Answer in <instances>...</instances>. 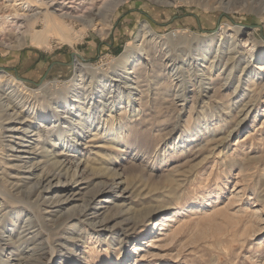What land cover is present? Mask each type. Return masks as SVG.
Here are the masks:
<instances>
[{
    "label": "rangeland",
    "instance_id": "374dc122",
    "mask_svg": "<svg viewBox=\"0 0 264 264\" xmlns=\"http://www.w3.org/2000/svg\"><path fill=\"white\" fill-rule=\"evenodd\" d=\"M110 1L0 0V35H26L30 19L49 7L84 17ZM169 1L164 5L123 0L104 35L82 31L79 23L69 20L78 32L73 35H82L74 46L53 38L50 47H39L29 35L25 48L0 43V73L16 77L31 90L40 91L39 86L46 84L48 90L74 91L83 97L98 93L91 103L90 97L83 99L84 105L74 97L75 113L67 114L62 159L74 157L87 167L83 179L73 183L74 195L68 194L74 199L64 203L57 215L46 216V223L81 207L105 183L114 185V190L92 205L95 209L88 211L87 223L70 222L59 233L43 230L50 245L42 264H264V9L242 0H230L228 9L211 10L198 0ZM216 1L205 4L217 7ZM145 24L154 34L141 46L138 36ZM42 26L39 23L38 30ZM222 27L229 28L221 37ZM165 40L195 44L205 40L209 47L201 43L198 49L192 44L170 49ZM137 44L139 60L121 68L120 58ZM147 47L152 48L149 56ZM185 49L198 58L193 65ZM22 50L27 51L16 63L15 53ZM248 51L261 59L250 60ZM36 52L48 56L40 69L39 56L26 65L28 56L32 59ZM166 52L185 59L178 72L187 80L181 93L187 96V105L180 114L174 109V102L183 99L174 98L179 85L172 86L167 76L158 75ZM229 57L237 62L234 69L227 67ZM77 58L91 64L106 82L78 80L73 68ZM139 74L141 87L136 83ZM199 91L203 97L194 99ZM36 94L42 98L41 91ZM76 124L81 135L73 137L68 127ZM38 126L37 120L30 130ZM3 135L0 141L6 144ZM4 146L0 142V160L16 162ZM60 147L50 148V156ZM31 157L25 159L40 160L43 166L38 154ZM3 168L0 164V177ZM28 215L22 214L0 233L5 246L0 264L21 261L12 241L18 243L23 226L32 221ZM105 216L108 221L103 222ZM30 246L24 244L26 249Z\"/></svg>",
    "mask_w": 264,
    "mask_h": 264
},
{
    "label": "bare ground",
    "instance_id": "6f19581e",
    "mask_svg": "<svg viewBox=\"0 0 264 264\" xmlns=\"http://www.w3.org/2000/svg\"><path fill=\"white\" fill-rule=\"evenodd\" d=\"M122 1L123 0H111L105 4L104 8L98 10L97 12L87 14L84 17L72 15L66 11L63 13H58L56 9L49 7L46 9V12L43 15L30 19V30L26 32V35H15L10 33L2 34L0 35V43L5 45L7 44L15 48H25L26 37L29 35L32 44L39 47H50L52 45L51 40L53 38L58 40L60 43H67L71 46H74L75 42H77L79 37L82 35H73V32L76 34H78V32L76 31L74 25L71 26V24L68 22L69 20H72L74 24L79 23L82 26V31L91 29L98 31L102 35L108 34V29L112 25L111 17L113 12L117 6L122 3ZM154 1L164 5L170 3L169 0ZM182 1L185 2L186 0ZM190 1L194 2L195 0ZM242 1L249 4V7L256 4L257 7H259V10L264 9V0ZM198 3L203 5L206 10L225 7L228 9L230 0L216 1L218 5H216L217 7H212L207 3L205 4V0H198ZM39 23H42L43 25L42 30H38ZM226 28L229 27H222L220 29L221 37L227 32ZM238 31L239 28H235V32ZM153 34V30L147 24H145L139 33L138 42L142 41L141 46H144L145 42L148 44L149 41L147 40L150 36L152 37ZM173 41L165 40L163 42L168 47H170V49H174L176 46L187 49L188 47H191V44L192 46L195 45L192 48L195 47L198 49L201 43L203 44V47H209V45H204L205 40L198 41L196 44L193 42L186 43V41L174 43ZM212 41L213 40L211 39L210 42ZM187 44L188 46H186ZM139 46L140 44H137L134 47H128L126 52L120 58L119 65L121 68H127V66L129 67L130 65L133 66L135 62L139 60ZM147 48L145 53H147L149 56L152 48ZM188 51L186 50L183 53L188 56L187 59L193 61L191 64L193 65L198 60V58L192 56L194 53H191V50ZM168 53L169 52L165 53L167 59L165 64L162 63L163 66L158 75L167 76L171 81L172 86L176 87L179 85V89L175 90L176 92L174 93V98L175 100L176 98L178 99V97L183 99H178V102H174V109L178 112L177 114H180L187 105V96L181 94L183 90L187 89V80L185 79V76H183L184 74L179 75V73L182 71L178 72L180 65L185 62V59L175 56L172 53ZM248 54L250 60L251 58L261 59V57L257 55L256 52L248 51ZM255 55L257 56L255 57ZM233 57L228 58V68L231 67L234 69L236 66L237 62L233 61ZM146 58L149 59V57ZM73 68L76 70V76L79 78L78 80L84 81L85 79L90 78L92 81L94 80L98 83L106 82L105 76L99 75L91 64L83 63L78 58L74 62ZM190 68L188 69L189 72L191 71ZM132 72L138 74L134 70ZM136 80L137 86L141 87V82H143V79H141L140 74L136 77ZM47 87L48 86H46V84L39 86L38 89L43 93L41 96L42 98H40L36 94L40 91L31 90V88L28 87L23 81L16 79L14 76L10 75L9 77L6 74L0 73V136L5 133H9L7 135H3V137L8 138L6 140L7 143L4 144V142H0L1 145L8 147V150L12 152L9 153L8 156H12V158H14L16 161L11 162L8 161L7 158L0 160V164H2L4 167V171L0 177V207L2 208V218L0 216V233H2L3 228H7L9 224H16L22 214L27 213L34 215V217L28 215L29 217H27V219L32 221L23 226V231L20 232L18 238L19 242L14 243L12 241V246H15V249L19 251L18 260H21L19 264H42V258L47 253V248L50 245L49 238L47 240L43 230H48L50 233H55L54 230H56V232L59 233L60 229L64 227L67 228V225L70 222L80 221L87 223V217L90 214L88 211L95 209V207L92 205L97 204V200L99 198H103L105 194L111 190H114V185L105 183L102 186L95 188L90 193L89 197L84 199V203L81 205V207L73 210L72 213H67L61 217L58 216L57 218L60 220H56L57 218H51V224L46 223V216L50 217L52 214L54 216L57 215L64 203L71 202L70 200L74 199V197H72L75 192L73 183L79 182L83 179V175L87 167L83 166L82 162L76 160L74 157L65 156L66 158L62 159V156H64L63 146L65 145V138L67 137L66 133L68 131L65 126V123H68V121L65 120L67 114L75 113L73 112V104L76 105L75 102H78V100L74 99V97L79 98V105H84L83 103H85V100L83 99H88L90 97L89 103H91L95 95L98 94L95 91H91L85 97H83L79 94H73L74 91L73 93H70L68 91H61L59 89L48 90ZM201 91H199V93H195L194 99L200 100L201 97H203V93H200ZM155 94L159 95L160 92L158 91ZM102 96L103 92L99 97ZM75 108H77V106H75ZM19 110L24 111V115L21 116L22 113H20ZM10 111H14V113ZM19 113L20 116L14 117V115ZM37 120L39 121V126L31 131L30 128ZM110 120L111 119L109 118V122ZM68 128L73 131V137H78L81 135L82 128L80 125H70ZM107 128H105V130ZM28 132H32V134L28 135ZM33 136L38 137L30 145L26 144V142L31 141ZM60 146H62V148ZM73 146L76 147L75 144ZM52 147H60L57 149L58 152L56 151L54 156H50V148ZM2 150L4 149L2 148ZM35 154H38L41 159H43V166H41L42 161L40 162V160L32 162L31 159H25L32 158L31 156ZM39 169H41V171L37 174L36 171ZM33 179H35V182L29 187V184ZM70 192L72 195L68 196ZM57 193L58 195H56ZM60 193H64V195H61ZM54 195H56L55 198H53ZM42 205H44V208H41ZM48 212L49 214L44 215V213ZM103 218V222L108 221L106 216ZM103 224L104 223H101L100 226L104 231H108L107 227L102 226ZM1 235L2 234H0V250H4L5 246L3 247L2 245V241L4 239ZM154 241L157 242V239H154ZM25 243H30V248L26 249L24 247ZM68 262L75 264L72 261Z\"/></svg>",
    "mask_w": 264,
    "mask_h": 264
},
{
    "label": "crops",
    "instance_id": "0c3cea01",
    "mask_svg": "<svg viewBox=\"0 0 264 264\" xmlns=\"http://www.w3.org/2000/svg\"><path fill=\"white\" fill-rule=\"evenodd\" d=\"M27 51V50H26ZM25 51V52H26ZM24 51L23 52H16L15 53V59H16V63L18 62V59L20 58V57H22L24 54L23 53H25ZM40 57V61H39V63H38V68L40 69L41 67H43L44 66V63H45V61H47V58H48V56H44L43 54H39V52H36V53H34V56H33V58L32 59H30L31 57H29L28 56V58L26 59V62H27V64L26 65H29L31 62H29L28 63V61L29 60H33V59H38L37 57ZM38 71V70H37ZM35 72V74H37L38 72Z\"/></svg>",
    "mask_w": 264,
    "mask_h": 264
}]
</instances>
